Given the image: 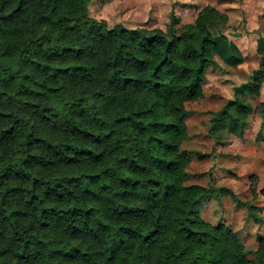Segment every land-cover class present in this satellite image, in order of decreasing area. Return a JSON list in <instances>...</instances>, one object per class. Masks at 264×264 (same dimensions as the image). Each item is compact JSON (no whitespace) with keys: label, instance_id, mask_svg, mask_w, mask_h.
Listing matches in <instances>:
<instances>
[{"label":"trees","instance_id":"1","mask_svg":"<svg viewBox=\"0 0 264 264\" xmlns=\"http://www.w3.org/2000/svg\"><path fill=\"white\" fill-rule=\"evenodd\" d=\"M91 2L0 0V264H264V238L250 257L201 217L216 187L182 148L214 56L245 61L227 16L110 27ZM251 112L234 98L213 127L243 138Z\"/></svg>","mask_w":264,"mask_h":264},{"label":"rangeland","instance_id":"2","mask_svg":"<svg viewBox=\"0 0 264 264\" xmlns=\"http://www.w3.org/2000/svg\"><path fill=\"white\" fill-rule=\"evenodd\" d=\"M207 4L225 13L222 29L245 61L233 67L215 55L202 85L203 97L185 105L188 138L182 148L192 155L188 183L216 187L198 203L201 217L230 226L253 257L264 238V61L258 51L264 40V0H92L89 8L91 17L105 19L110 27L123 23L165 29L171 14L179 24L192 23ZM234 98L252 105L243 138L228 127H213L215 113Z\"/></svg>","mask_w":264,"mask_h":264}]
</instances>
